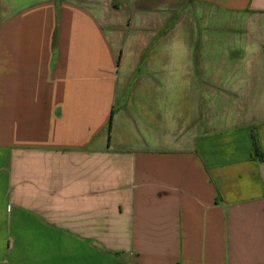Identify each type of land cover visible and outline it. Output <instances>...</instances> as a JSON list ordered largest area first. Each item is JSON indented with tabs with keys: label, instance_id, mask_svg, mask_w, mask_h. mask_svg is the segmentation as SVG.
Listing matches in <instances>:
<instances>
[{
	"label": "crops",
	"instance_id": "crops-1",
	"mask_svg": "<svg viewBox=\"0 0 264 264\" xmlns=\"http://www.w3.org/2000/svg\"><path fill=\"white\" fill-rule=\"evenodd\" d=\"M0 264H264V0H0Z\"/></svg>",
	"mask_w": 264,
	"mask_h": 264
}]
</instances>
